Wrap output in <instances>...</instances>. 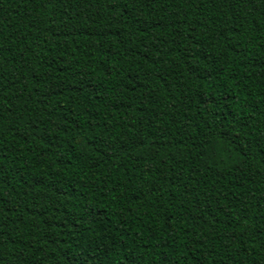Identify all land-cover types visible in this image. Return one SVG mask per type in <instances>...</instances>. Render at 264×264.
I'll list each match as a JSON object with an SVG mask.
<instances>
[{
  "label": "trees",
  "instance_id": "1",
  "mask_svg": "<svg viewBox=\"0 0 264 264\" xmlns=\"http://www.w3.org/2000/svg\"><path fill=\"white\" fill-rule=\"evenodd\" d=\"M0 264H264V0H0Z\"/></svg>",
  "mask_w": 264,
  "mask_h": 264
}]
</instances>
